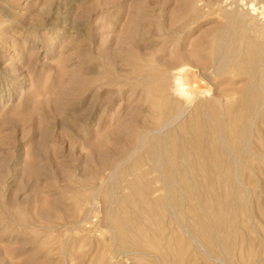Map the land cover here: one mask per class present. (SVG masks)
<instances>
[{
  "label": "rangeland",
  "instance_id": "obj_1",
  "mask_svg": "<svg viewBox=\"0 0 264 264\" xmlns=\"http://www.w3.org/2000/svg\"><path fill=\"white\" fill-rule=\"evenodd\" d=\"M259 29L264 0H0V264H264Z\"/></svg>",
  "mask_w": 264,
  "mask_h": 264
},
{
  "label": "bare ground",
  "instance_id": "obj_2",
  "mask_svg": "<svg viewBox=\"0 0 264 264\" xmlns=\"http://www.w3.org/2000/svg\"><path fill=\"white\" fill-rule=\"evenodd\" d=\"M255 29H256V28H255ZM259 31H260V29L258 30V37H261V39H262V37H264V36H263L264 34H262V33H264V32H263V30L260 31V32H259Z\"/></svg>",
  "mask_w": 264,
  "mask_h": 264
}]
</instances>
